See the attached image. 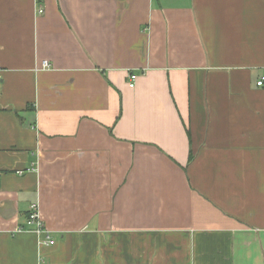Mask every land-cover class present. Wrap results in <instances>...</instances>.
<instances>
[{
	"label": "crops",
	"instance_id": "1",
	"mask_svg": "<svg viewBox=\"0 0 264 264\" xmlns=\"http://www.w3.org/2000/svg\"><path fill=\"white\" fill-rule=\"evenodd\" d=\"M261 76L264 0H0V264H264Z\"/></svg>",
	"mask_w": 264,
	"mask_h": 264
},
{
	"label": "built area",
	"instance_id": "2",
	"mask_svg": "<svg viewBox=\"0 0 264 264\" xmlns=\"http://www.w3.org/2000/svg\"><path fill=\"white\" fill-rule=\"evenodd\" d=\"M37 12L38 14H42L43 9L40 7ZM42 67L47 68L48 64L46 62H43ZM135 80H136V75L130 74L129 84H128L130 88L134 87ZM256 85L258 87H264V76H261L258 79ZM18 174L21 175L22 173L18 172ZM26 225L28 228L33 229L36 235H43V239L38 241L39 247H48L54 244V240L52 239L50 233L44 228V225L39 218L37 205L30 206L28 216L26 219ZM20 231H22V229L19 228L17 229L16 232H20Z\"/></svg>",
	"mask_w": 264,
	"mask_h": 264
}]
</instances>
